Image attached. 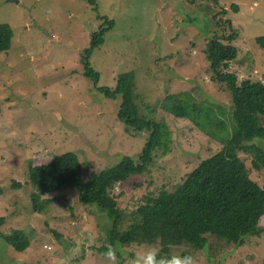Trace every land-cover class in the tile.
Instances as JSON below:
<instances>
[{
	"label": "rangeland",
	"instance_id": "obj_1",
	"mask_svg": "<svg viewBox=\"0 0 264 264\" xmlns=\"http://www.w3.org/2000/svg\"><path fill=\"white\" fill-rule=\"evenodd\" d=\"M94 2L97 10L86 0H0V25L13 31L11 50L0 54V217L6 220L1 231L5 236L22 231L30 241L18 253L0 240V264H132L150 246L117 244L112 253L104 251L108 223L96 208L80 204L74 189L44 195L50 205L41 214L32 211L31 165L72 152L88 178L124 156L137 157L145 145L146 132L131 131L118 119L120 97L107 99L84 75L82 56L93 34L107 28L106 20L114 27L90 61L98 86H115L120 74L134 71L140 114L165 123L171 133L168 148L155 152L150 174L115 187V204L126 212L146 197L171 191L223 147L163 107L169 95L189 91L200 105L229 111L230 92L213 80L205 54L210 41L234 34L237 57L230 71L241 80L264 82V51L255 44L264 37V0H220L218 7L208 0ZM214 16L227 24L216 27ZM237 155L249 178L264 188V170H254L249 155ZM256 228L264 230V216ZM184 251L177 248L174 255ZM193 260L264 264V233L247 237L228 254L212 257L206 249Z\"/></svg>",
	"mask_w": 264,
	"mask_h": 264
},
{
	"label": "trees",
	"instance_id": "obj_2",
	"mask_svg": "<svg viewBox=\"0 0 264 264\" xmlns=\"http://www.w3.org/2000/svg\"><path fill=\"white\" fill-rule=\"evenodd\" d=\"M86 1L97 10L94 0ZM208 1L218 7L220 0ZM230 9L238 12L234 5ZM217 17L212 18L216 27L227 24ZM105 23L107 28L93 34L90 48L82 56L84 75L107 99L120 97L118 119L131 131L146 132L145 145L137 157L124 156L117 165L93 172L88 178L82 177L83 165L72 152L54 155L45 164L31 165L27 173L28 184L35 190L31 195L32 211L41 214L50 205V200L41 199L44 195L69 188L76 190L80 204L96 208L107 221L104 251L111 253L117 244L150 245L161 256H172L175 249L183 248L181 255L195 259L206 249L212 257L221 256L242 247L247 237H260L264 230L256 232V227L264 216V188L249 178L237 153L249 155L254 170H264V147L260 144L264 140V82L241 80L230 71V64L237 57V50L231 46L234 34L214 38L205 51L213 80L230 92L229 111L213 103L202 106L189 91L169 95L163 104L167 113L193 122L218 138L223 147L202 160L171 191L146 197L130 212L116 206L115 187L132 177L150 174L155 152L168 148L171 133L165 123L140 114L141 96L136 92L134 71L120 74L115 86H98L99 74L90 61L104 45L106 33L114 27L112 21ZM12 42V28L0 25V54L9 52ZM255 44L264 51V37L256 39ZM20 188L21 184H15L14 189ZM5 223L0 217V240L18 253L25 252L30 247L26 234L14 230L5 236L1 231Z\"/></svg>",
	"mask_w": 264,
	"mask_h": 264
},
{
	"label": "clouds",
	"instance_id": "obj_3",
	"mask_svg": "<svg viewBox=\"0 0 264 264\" xmlns=\"http://www.w3.org/2000/svg\"><path fill=\"white\" fill-rule=\"evenodd\" d=\"M132 264H194L191 255L161 256L154 246H148L147 251L138 253Z\"/></svg>",
	"mask_w": 264,
	"mask_h": 264
}]
</instances>
